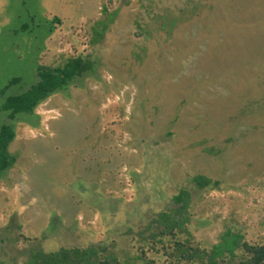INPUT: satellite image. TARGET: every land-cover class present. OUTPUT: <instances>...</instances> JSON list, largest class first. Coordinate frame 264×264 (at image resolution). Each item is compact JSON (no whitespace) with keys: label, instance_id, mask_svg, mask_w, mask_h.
Listing matches in <instances>:
<instances>
[{"label":"rangeland","instance_id":"rangeland-1","mask_svg":"<svg viewBox=\"0 0 264 264\" xmlns=\"http://www.w3.org/2000/svg\"><path fill=\"white\" fill-rule=\"evenodd\" d=\"M23 3L0 108L40 67L88 68L34 117L0 114V264H235L263 244L264 0Z\"/></svg>","mask_w":264,"mask_h":264},{"label":"trees","instance_id":"trees-1","mask_svg":"<svg viewBox=\"0 0 264 264\" xmlns=\"http://www.w3.org/2000/svg\"><path fill=\"white\" fill-rule=\"evenodd\" d=\"M86 68H88V64L80 57L72 59L64 67L55 69L40 67L39 80L25 92L6 96L0 108V114L4 113L9 119H15L19 116L34 117V110L38 104L46 100L51 94L65 90L73 80L83 74ZM18 81V78L11 80L10 84L2 90V94H6L9 86ZM15 134L13 125L0 123V174L15 160L8 151V146ZM201 178L202 176L197 179L200 180ZM243 247L245 257L235 264H264V243L249 244L244 242Z\"/></svg>","mask_w":264,"mask_h":264},{"label":"crops","instance_id":"crops-1","mask_svg":"<svg viewBox=\"0 0 264 264\" xmlns=\"http://www.w3.org/2000/svg\"><path fill=\"white\" fill-rule=\"evenodd\" d=\"M23 1L24 0H0V28L5 26L8 27V22L11 18V14L9 12H11L14 7L19 6L20 3L21 5H24Z\"/></svg>","mask_w":264,"mask_h":264}]
</instances>
